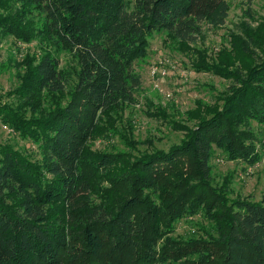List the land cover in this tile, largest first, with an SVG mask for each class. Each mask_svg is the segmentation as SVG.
Returning <instances> with one entry per match:
<instances>
[{
  "label": "trees",
  "instance_id": "16d2710c",
  "mask_svg": "<svg viewBox=\"0 0 264 264\" xmlns=\"http://www.w3.org/2000/svg\"><path fill=\"white\" fill-rule=\"evenodd\" d=\"M230 9L228 0H0L1 36H38L73 52L79 66L68 86L52 54L26 61L13 94L37 114L31 119L0 102V119L43 154L33 160L0 145V264H264V192L261 201L230 199L210 165L214 145L228 161L264 158L250 126L264 124V18L253 26L251 9L229 48L214 58L196 51V72L231 84L222 108L184 128V143L134 161L88 146L135 104V62L153 32L194 45L204 24L223 26ZM68 87L65 106L42 109L41 94L63 97ZM194 218L192 231L174 236Z\"/></svg>",
  "mask_w": 264,
  "mask_h": 264
},
{
  "label": "rangeland",
  "instance_id": "374dc122",
  "mask_svg": "<svg viewBox=\"0 0 264 264\" xmlns=\"http://www.w3.org/2000/svg\"><path fill=\"white\" fill-rule=\"evenodd\" d=\"M230 13L226 23L220 27L203 26V34L194 45H184L167 32H153L148 54L135 62V71L142 78V88L136 95V102L125 106L122 119L116 131L106 135L95 134L89 140V150L93 153H120L134 161L151 153L168 152L181 145L188 138L187 129L195 128L203 117L208 116L210 107L219 105L223 93L227 92L231 81L211 73H199L193 69L198 52H206L214 58L222 48H229L231 33L243 22L245 11L251 9L257 26L259 18H264V0H228ZM46 53L59 61V70L69 81L68 86L77 82L78 61L73 52L53 46L38 36L30 42H23L11 35H0V102L31 119L37 116L26 103L19 101L13 91L22 85L24 64L30 59L39 60ZM212 60H210L211 62ZM158 68L164 74H152ZM70 87L65 95L41 94L42 109L51 111L55 106H65L70 101ZM11 93V95H10ZM46 96V98H45ZM201 106V107H200ZM250 126L259 140L264 141V124L252 120ZM182 127V128H180ZM106 136V137H105ZM9 124L0 119V145H8L33 160L42 159L43 154L31 140L23 139ZM259 151L263 149L257 146ZM211 160L212 182L222 188L230 199L261 201L264 192V158L248 165L243 161H228L216 145ZM105 185H107L105 183ZM181 220L174 236L188 234L192 228L190 221Z\"/></svg>",
  "mask_w": 264,
  "mask_h": 264
},
{
  "label": "built area",
  "instance_id": "2783aa9c",
  "mask_svg": "<svg viewBox=\"0 0 264 264\" xmlns=\"http://www.w3.org/2000/svg\"><path fill=\"white\" fill-rule=\"evenodd\" d=\"M152 74L154 75V76H156V75H163L164 73L160 70V69H158V68H154V69H152Z\"/></svg>",
  "mask_w": 264,
  "mask_h": 264
}]
</instances>
